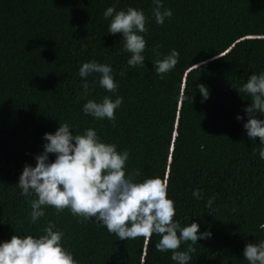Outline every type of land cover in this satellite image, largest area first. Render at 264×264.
<instances>
[{"label": "trees", "instance_id": "trees-1", "mask_svg": "<svg viewBox=\"0 0 264 264\" xmlns=\"http://www.w3.org/2000/svg\"><path fill=\"white\" fill-rule=\"evenodd\" d=\"M162 3L172 16L158 25L152 0H0V241L41 235L52 221L78 264H174L171 252L155 249L156 234L118 240L98 223L78 222L67 209L57 213L50 206L30 222L34 197L20 195L18 177L25 164L35 166L43 134L60 122L74 134L93 128L117 151L127 149L126 173L138 172L137 182L160 178L174 202L173 219L212 233L193 246L190 264H247L245 244L264 240L260 141L243 128L250 97L232 87L264 71V0ZM112 5L143 11L144 65L129 68L121 35L107 33L102 13ZM171 49L178 62L161 79L153 64ZM89 60L112 66L115 95L122 97L114 121L81 111L88 99H115L97 74L78 75ZM84 80L89 90L82 96ZM198 84L207 87L206 100ZM193 189H202L203 198H193ZM186 248L182 243L179 250Z\"/></svg>", "mask_w": 264, "mask_h": 264}, {"label": "clouds", "instance_id": "clouds-1", "mask_svg": "<svg viewBox=\"0 0 264 264\" xmlns=\"http://www.w3.org/2000/svg\"><path fill=\"white\" fill-rule=\"evenodd\" d=\"M152 4L156 24L162 25L165 18L172 16V10L163 7L162 0H152ZM102 15L108 20L107 33L121 35L123 51L130 54L126 62L129 68L144 65L146 41L142 34L147 28L143 11L130 6L117 11L112 5ZM153 52L160 55L155 48ZM178 57L179 53L171 49L162 59H156L154 73L162 79L163 74L175 67ZM90 74H97L99 86L115 95L118 83L114 81L110 64L96 60L83 62L78 75L86 78ZM232 87L250 97V103L243 109L248 117L243 128L249 138H259L258 155L264 161V119L256 117L257 113L264 115V71L252 73L239 87ZM82 88V96L87 95V80ZM197 90L203 99L208 98L205 85L198 84ZM121 104V96L112 99L105 95L99 101L88 99L81 111L95 119L114 121V112ZM236 119L242 117L237 115ZM42 139L43 151L34 157L35 166L25 164L16 184L21 196L34 197L29 200L30 222L43 217L45 207L50 206L57 213L67 209L78 222L92 220L115 234L118 240L156 234L160 239L155 249L171 252L174 264H190L198 239L211 237L210 231L198 232L200 225L195 221L181 226L173 219L175 207L167 197L166 184L158 177L137 182L138 172L125 171L128 150L117 151L116 144L102 141L95 129L86 128L82 134H74L67 122H60L54 132L44 133ZM49 154L54 155L51 161ZM192 196L202 199L203 190L193 189ZM212 199L207 200L206 206H211ZM63 236L52 221L41 235H12L10 240L0 241V264H78L62 245ZM182 243H187V248L179 250ZM243 257L247 264H264V240L245 244Z\"/></svg>", "mask_w": 264, "mask_h": 264}]
</instances>
